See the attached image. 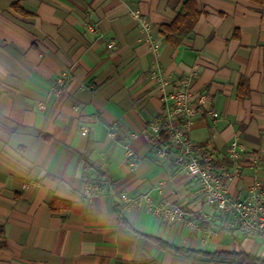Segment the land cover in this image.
<instances>
[{"label":"crops","instance_id":"obj_1","mask_svg":"<svg viewBox=\"0 0 264 264\" xmlns=\"http://www.w3.org/2000/svg\"><path fill=\"white\" fill-rule=\"evenodd\" d=\"M185 1L0 0V264H237L150 237L264 257V236L241 235L146 136L163 110L155 71L186 78L220 114L194 116L191 139L231 172L229 145L244 149L229 193L264 183V0H196L199 21L174 47L159 28ZM54 199L70 207L53 213ZM161 203L185 219L165 220Z\"/></svg>","mask_w":264,"mask_h":264},{"label":"built area","instance_id":"obj_2","mask_svg":"<svg viewBox=\"0 0 264 264\" xmlns=\"http://www.w3.org/2000/svg\"><path fill=\"white\" fill-rule=\"evenodd\" d=\"M132 14L140 17L139 10H134ZM142 24L150 38L153 33L151 24L147 21ZM154 48L158 50L157 43ZM154 77L158 78L162 87L163 110L150 123L147 138L158 147L159 155L172 157L176 168L199 184L207 203L225 215L241 235L264 236V183H251L245 194L238 197L232 196L227 186V178L240 173L244 152L242 145L235 140L228 147V156L235 162L231 172L228 166L216 165V155L207 145L197 144L191 139L194 116L206 114L212 118L220 117L219 112L211 107L209 94L194 90L186 78L171 83L159 70L155 71ZM111 135L114 136L115 132ZM153 209L172 223L183 221L186 217L184 208L179 204L161 203Z\"/></svg>","mask_w":264,"mask_h":264},{"label":"trees","instance_id":"obj_3","mask_svg":"<svg viewBox=\"0 0 264 264\" xmlns=\"http://www.w3.org/2000/svg\"><path fill=\"white\" fill-rule=\"evenodd\" d=\"M262 2L263 0H258ZM14 7L23 13L25 16L30 14L19 7L18 4H14ZM201 16V11L198 7L196 0H186L180 8L175 19L164 22L160 25L159 32L163 36L165 42L171 46L178 47L183 41L193 33L197 22ZM239 99H245L249 96V87L247 78H244L238 89L237 94ZM70 207V203L62 201L60 199H54L50 203V208L53 213H57L61 208ZM119 218L124 222L128 223L127 220L121 213V210L116 207ZM2 230H0V244L6 246V243L2 238ZM153 239L161 248L171 250L175 253L185 254L190 257L203 256L211 260H229L237 264H264V257L252 255L244 250L235 251H200L192 250L189 248L179 247L174 244L168 243L156 237H150Z\"/></svg>","mask_w":264,"mask_h":264}]
</instances>
